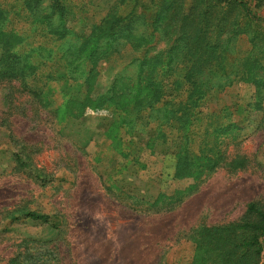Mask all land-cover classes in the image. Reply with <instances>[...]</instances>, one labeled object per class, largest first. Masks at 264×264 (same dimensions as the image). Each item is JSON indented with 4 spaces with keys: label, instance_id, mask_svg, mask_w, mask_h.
Instances as JSON below:
<instances>
[{
    "label": "rangeland",
    "instance_id": "1",
    "mask_svg": "<svg viewBox=\"0 0 264 264\" xmlns=\"http://www.w3.org/2000/svg\"><path fill=\"white\" fill-rule=\"evenodd\" d=\"M177 1L185 2L167 0L164 8ZM236 1L219 0L232 7ZM11 2L0 0L7 8ZM66 2L73 18L62 40L31 24L21 3L10 16L13 30L24 34L22 51L41 45L51 54L34 58L41 97H32L18 81L0 80V264H212L191 240V231L236 222L250 203L264 212V7L244 0L252 27L245 30L239 20L243 34L225 52L229 75L216 72L220 88L204 96V116L197 123L204 126L212 119L206 116L215 113L214 128L234 124L238 130L218 136L224 153L219 166L194 179L175 174L177 131L159 128L163 136L156 139L152 126L113 127L117 114L124 115L126 101L118 97L116 114L113 106L85 103L105 94L135 53L123 50L107 63L98 62L89 89L81 86L83 78L70 79V58L59 60L108 14L135 11L149 19L150 0ZM226 20L230 26L238 20L235 11ZM166 42L156 35L151 54L170 45ZM81 53L88 59V52ZM82 67L85 73L90 68L86 62ZM197 129L191 136L194 148L204 138L203 127ZM27 213L48 221L31 220ZM261 244L262 263L264 239Z\"/></svg>",
    "mask_w": 264,
    "mask_h": 264
},
{
    "label": "trees",
    "instance_id": "2",
    "mask_svg": "<svg viewBox=\"0 0 264 264\" xmlns=\"http://www.w3.org/2000/svg\"><path fill=\"white\" fill-rule=\"evenodd\" d=\"M11 1L9 8L0 4V80L18 81L20 87L32 97H41L42 91L36 85V79L41 80L37 73L39 62L34 58L36 55L43 57V52L48 58L51 52L45 51L41 45L29 53L22 51L25 37L13 30L11 13L21 3L25 17L29 18L31 24L44 26L45 32L56 40H62L67 35L68 23L73 17H70L66 0ZM128 1L119 0V4ZM255 1L257 7H264V0ZM166 2L150 0L149 19L143 12L137 15L135 11L125 16L108 14L100 24L92 27L91 33L84 37L72 53L65 52L59 60L67 63L70 58L68 64L74 69L70 79L77 81L83 78L81 86L85 85L89 89L98 62L107 63L121 55L123 50L135 53L124 68L115 74L110 89L103 95L97 94L93 102L86 100L85 103L89 102L96 108L113 106V113L116 114L120 106L118 100L114 99L118 97L126 103L122 108L124 115L117 114V118L112 121L113 127L126 128L139 124L152 126L150 132H155L156 139L163 136L162 132H157L159 128L177 131L179 137L173 153L175 174L179 178L197 179L214 171L224 156L216 144L218 136L226 134L230 128L232 131L238 130L234 124L214 128L211 123L212 119L217 118L215 113L206 116L212 119L204 126L197 123L204 116L201 109L207 98L204 96L220 88L216 72H224L231 63L225 52L229 44L236 41V36L243 34L239 31L241 19L245 21V30L252 27L251 11L244 0L236 1L233 7L222 5L219 0H185L183 5L177 1L164 8ZM232 11H235L238 20L230 26L226 16ZM15 16L22 17L19 14ZM149 27L152 28L150 33ZM230 28L233 31L226 33ZM156 35H160L162 40L167 39L170 45L151 54L153 48L150 44ZM222 35H226V38ZM84 51L88 52V59L81 56ZM84 62L90 66L87 73L82 67ZM211 64L215 66L213 71L210 69ZM254 64L257 66L258 61L255 60ZM180 71L183 73L181 77ZM224 74L229 75L226 71ZM256 106H260L259 97ZM195 123L203 127L204 136L196 148L191 138L198 133V129L193 131L197 127ZM126 132L131 135L133 131ZM146 135L147 141L152 142L154 138ZM210 137L214 140L211 141ZM26 217L35 221H48L47 216L36 213H27ZM190 235L197 248L205 252L212 264H264L260 262L264 212L255 204H248L244 217L236 222L198 228L192 230Z\"/></svg>",
    "mask_w": 264,
    "mask_h": 264
}]
</instances>
